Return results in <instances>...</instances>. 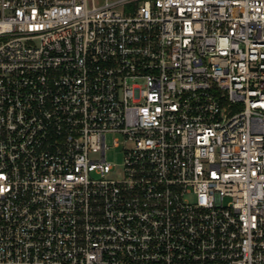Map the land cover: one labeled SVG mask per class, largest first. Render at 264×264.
<instances>
[{
  "label": "built area",
  "instance_id": "obj_1",
  "mask_svg": "<svg viewBox=\"0 0 264 264\" xmlns=\"http://www.w3.org/2000/svg\"><path fill=\"white\" fill-rule=\"evenodd\" d=\"M0 264H264V0H0Z\"/></svg>",
  "mask_w": 264,
  "mask_h": 264
},
{
  "label": "rangeland",
  "instance_id": "obj_2",
  "mask_svg": "<svg viewBox=\"0 0 264 264\" xmlns=\"http://www.w3.org/2000/svg\"><path fill=\"white\" fill-rule=\"evenodd\" d=\"M116 136H118L121 139L123 138L122 135H120L118 133H113V132H109L107 134V138H106L107 142L109 144V149L107 150L106 158L116 164V169L112 173V175L115 177L121 175L122 161H123V154H124V151H123L124 144L121 143L118 146L114 144V142H115L114 138Z\"/></svg>",
  "mask_w": 264,
  "mask_h": 264
}]
</instances>
